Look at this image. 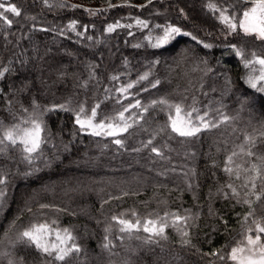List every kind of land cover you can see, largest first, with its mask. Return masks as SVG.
<instances>
[{
	"label": "trees",
	"instance_id": "trees-1",
	"mask_svg": "<svg viewBox=\"0 0 264 264\" xmlns=\"http://www.w3.org/2000/svg\"><path fill=\"white\" fill-rule=\"evenodd\" d=\"M0 3L21 13H3L10 26L0 20V139L9 129L22 136L41 126L40 148L31 155L19 140L0 144V264H233L231 249L264 223V91L248 83L260 66L245 67L254 53L264 58V40L239 28L252 3ZM210 3L235 17V31ZM117 23L122 27L109 32ZM168 26L181 34L155 46ZM32 46L37 59L29 58ZM169 104L192 112L196 123L203 116L218 126L180 137L171 131ZM93 109L95 123H126L127 131L94 136L81 129L77 116L90 118ZM250 147L255 156L246 154ZM173 214L187 218V236L173 227ZM113 217L141 225L163 220L167 239L149 238L142 227L121 232ZM34 223L67 229L80 252L63 262L42 255L20 239Z\"/></svg>",
	"mask_w": 264,
	"mask_h": 264
},
{
	"label": "snow or ice",
	"instance_id": "snow-or-ice-1",
	"mask_svg": "<svg viewBox=\"0 0 264 264\" xmlns=\"http://www.w3.org/2000/svg\"><path fill=\"white\" fill-rule=\"evenodd\" d=\"M149 2H151V0H149ZM208 7L213 11H219L221 21L232 31L236 30L237 24L233 22L235 20V17L226 14L228 11L226 8L220 9L217 7V5L212 3H210ZM0 9H3V12H0V20H4V22L9 26L11 25L12 21L8 20L3 13L11 12L16 16H19L21 14L15 5H9L6 7L5 4L0 3ZM136 23L138 25H144L145 27L147 26L141 20H137ZM117 27H122V25H120L119 23L114 26L109 25L108 31L112 32ZM69 28L75 30V23L70 24ZM239 28L243 30L245 34L255 35L256 38L264 40V0H254V2L250 4L247 9L243 10L242 19H240L239 21ZM180 34V28L168 26L164 29L163 36L157 40L155 46L159 47L162 44L167 43L170 39H173L174 35ZM185 35H187V33H185ZM205 47H210V45H205ZM236 54L238 56L242 55L240 51H237ZM254 64H258L260 66L259 75L250 76L248 79V83L252 88L257 89V91H264V58L257 57L254 53L252 60L245 61V67H251ZM0 76H3V73H0ZM143 78L144 77H142V79ZM258 84L262 86L258 88ZM129 87H131V85H129ZM159 103L167 104L168 102L166 100H160ZM168 107L175 109V116L169 117L171 131L180 137H195L202 130L218 126L206 121L203 116L196 117V120L199 121V123H196L192 118V112L185 113L183 108L179 104H169ZM81 112H83V109H81ZM95 116L96 111L95 109H93L90 118L81 119L80 116H77L76 123L79 124L81 129H91V134L94 136H99L101 134L106 136H117L121 132L127 131L129 127V125H127L126 123L123 127L113 124L105 125L103 123H94L93 120ZM119 118L120 120H124L123 113L120 114ZM226 120L227 117H225L224 121L222 122H226ZM40 133L41 126L39 123H34L31 129L23 130L22 136H18L17 131L15 129H9L4 133L3 139H0V144L4 143V141H8L10 144L14 145L19 140V143L24 145V151L31 155L40 148ZM259 138L261 140H264V132L260 133ZM247 142L251 145V147L256 146L255 138L248 137ZM114 143H116L117 145H122V141L119 139H116ZM251 147L246 152V154L250 157L255 156V153L251 151ZM153 151L155 152L157 150L153 148ZM233 155H236V153H233ZM260 159L264 161V157H260ZM232 162V157H228V164H231ZM252 170L257 173V176H259V167L253 165ZM225 171L228 174H231L233 172V169L231 167H225ZM237 178L239 177L237 176ZM3 182V180H0V184H2ZM245 187H247V185H245ZM255 187L256 185L253 182V190L255 189ZM232 193L235 196L239 195V193L234 188L232 189ZM2 195L3 193H0V196ZM256 199L259 200L261 199V197L257 195ZM245 203L250 202L246 200ZM173 217V227H176L182 236H187L188 233L187 231H185V227L187 226V218H182L175 214H173ZM113 219L119 225H121V232L131 233L133 231H139L142 227L144 232L149 233V238L158 237L163 240L167 239V236L165 235V229L168 225L166 222H163V220L156 221L148 219L144 221L143 225H141V222L139 220L130 221L120 217H113ZM247 219L248 217H245L246 221ZM181 225H184V227H181ZM249 231H252V229H249ZM255 232V236H246V243L241 242V244L231 249L228 255V259L233 261L234 264H264V242H262V236L260 235L261 233H264V225L257 223ZM53 235L55 236L56 242H52L51 240V237ZM20 239L26 242L29 246H34L36 250L42 255L52 257L53 259L61 262L65 261L66 258L71 256L72 254L80 252V247L78 245H76L75 243H70L74 241L75 238L67 229H64L63 233H61L60 231H53L51 226L47 223H34L30 225L28 228H26L20 233ZM184 243H188V241H184ZM107 247L108 245L106 244L105 248ZM220 258L224 259L223 256H221ZM9 264H13V262L10 261ZM20 264H23V261H21Z\"/></svg>",
	"mask_w": 264,
	"mask_h": 264
},
{
	"label": "rangeland",
	"instance_id": "rangeland-1",
	"mask_svg": "<svg viewBox=\"0 0 264 264\" xmlns=\"http://www.w3.org/2000/svg\"><path fill=\"white\" fill-rule=\"evenodd\" d=\"M246 1H247V2H251V3L254 2V0H246ZM241 19H242V18H241ZM242 32H243V30H242ZM35 53H36V47L32 46V48H31V50H30L29 58H30V59H37L38 57H37V55H36ZM24 69L27 70V71H29V70H32L33 68L30 67V65H26V67H25ZM23 89H24V88H23V86H22V88H20V91H22ZM93 122H94V121H93ZM94 123H95V122H94ZM29 129H31V128H29ZM89 130H91V129H89ZM261 225H264V223H261ZM255 228H256V225L254 226V228H253V230H252L254 236L256 235ZM260 235L262 236V242H264V233H261ZM51 240H52L53 242H56L54 237H52ZM246 242H247V241H246V238H245L244 241H243V243H246ZM232 263L234 264L233 261H232Z\"/></svg>",
	"mask_w": 264,
	"mask_h": 264
}]
</instances>
